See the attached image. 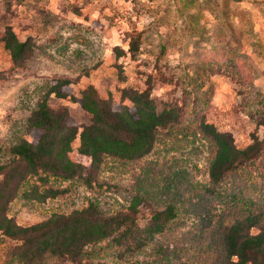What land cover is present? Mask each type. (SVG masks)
<instances>
[{"label": "trees", "instance_id": "1", "mask_svg": "<svg viewBox=\"0 0 264 264\" xmlns=\"http://www.w3.org/2000/svg\"><path fill=\"white\" fill-rule=\"evenodd\" d=\"M125 36L128 51L117 46L114 53L136 60L145 31ZM54 38L55 44L61 41ZM224 39L210 72L237 79L248 119L264 129V100H249L253 79L248 81L239 70ZM0 42L14 72L29 69L39 48L35 37L21 40L8 25ZM162 50L165 54L164 46ZM119 71L120 80L126 81ZM162 77L166 83L168 78ZM73 84L69 78L50 80L37 103L27 108L25 137H0V264H264V134L253 133L252 142L241 147L232 132L220 130L206 114L178 102H166L160 109L152 96V76L142 87L121 89L119 103L94 85L77 98ZM51 96L78 102L90 123L71 125L68 110L50 107ZM31 131L40 133L36 141L27 137ZM76 141L78 154L91 159L89 166L73 159ZM178 143L204 147L207 183L185 171L162 187L101 182L107 167L132 173L160 145L177 150L167 146ZM75 185L94 194L127 195V201L106 212L89 199L80 208L54 211L26 226L10 216L17 199L28 207L42 206L66 197Z\"/></svg>", "mask_w": 264, "mask_h": 264}, {"label": "rangeland", "instance_id": "2", "mask_svg": "<svg viewBox=\"0 0 264 264\" xmlns=\"http://www.w3.org/2000/svg\"><path fill=\"white\" fill-rule=\"evenodd\" d=\"M8 25L21 40L35 37L39 48L28 70L14 72L0 42L2 138L16 141L25 137L30 116L27 108L37 103L44 86L54 78L72 79L77 98L83 89L94 85L102 96L111 95L119 103L121 89L142 87L150 76L154 78L152 96L160 109L166 102H178L191 112L206 114L220 130L232 132L241 147L252 142L253 133L263 137L264 129H257L245 113L247 104L239 95L237 79L227 73L212 75L210 70L216 67L220 41L225 38L239 70L248 81L253 79L254 94L249 100H264V0H0V38ZM134 30L145 31L141 54L136 60L129 55L117 58L114 48L128 51L125 34ZM56 36L61 37L58 44L52 41ZM162 74L168 78L166 83ZM49 104L56 111L68 110L71 125L90 123L78 102L51 96ZM39 136L38 131H31L27 137L36 141ZM78 146L76 141L73 159L89 166L91 159L79 155ZM167 147L177 150L160 145L132 173L107 167L101 182L127 188L139 182L162 187L177 172L185 171L207 183V154L200 143ZM126 196L94 194L75 185L66 197L42 206L28 207L17 199L9 213L26 226L45 220L54 211L80 208L89 199L97 200L109 212L126 203ZM190 224L187 220L186 225Z\"/></svg>", "mask_w": 264, "mask_h": 264}]
</instances>
